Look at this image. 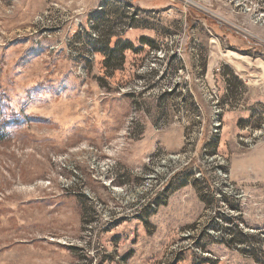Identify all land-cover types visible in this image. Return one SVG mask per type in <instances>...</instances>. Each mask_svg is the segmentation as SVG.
Here are the masks:
<instances>
[{"label":"rangeland","instance_id":"rangeland-1","mask_svg":"<svg viewBox=\"0 0 264 264\" xmlns=\"http://www.w3.org/2000/svg\"><path fill=\"white\" fill-rule=\"evenodd\" d=\"M262 128L264 0H0V264H264Z\"/></svg>","mask_w":264,"mask_h":264},{"label":"built area","instance_id":"built-area-1","mask_svg":"<svg viewBox=\"0 0 264 264\" xmlns=\"http://www.w3.org/2000/svg\"><path fill=\"white\" fill-rule=\"evenodd\" d=\"M263 129L264 128H262L261 130H263ZM261 130H259V131H261ZM221 172H222V170H221ZM221 179H222V183H224V191H223L224 194H227V192L234 189V184L231 182L227 172L223 173Z\"/></svg>","mask_w":264,"mask_h":264}]
</instances>
